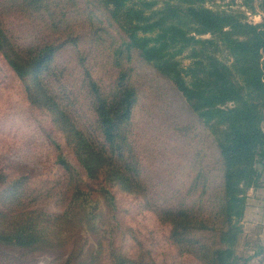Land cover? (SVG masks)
I'll list each match as a JSON object with an SVG mask.
<instances>
[{
  "label": "trees",
  "instance_id": "obj_1",
  "mask_svg": "<svg viewBox=\"0 0 264 264\" xmlns=\"http://www.w3.org/2000/svg\"><path fill=\"white\" fill-rule=\"evenodd\" d=\"M99 1L113 4L112 14L124 36L119 44L108 48V58L114 68L112 78L115 76L110 86L99 84L86 66V57H80L82 84L96 116L97 126L91 132L70 117L69 103L57 95L54 85L63 83L64 76L56 61L59 45L72 43L79 47L83 37L77 31L78 26L88 25L93 30L95 14L82 9L71 13L69 9L76 0H0L1 16L27 17L41 23L51 34L49 40H41L31 51L23 53L0 21V48L6 55H15L11 65L17 73L28 74L29 91L35 102L54 115L68 139L71 153L86 175L97 180L100 187H95L96 190L105 193L113 208V194L105 187L109 182L145 198L146 207L170 226L169 238L181 250L195 252L203 264H215V260L217 264H229L227 256L233 251L223 245L227 236H236L238 226L232 222L244 216L247 192L258 186L261 177L258 164L264 166V24H251L231 14L221 15L196 6L205 0L168 3L167 9L160 11L163 16L159 19H153L148 13L151 5L148 1H137L140 8H135L132 0ZM181 2L190 5L185 9ZM192 26L194 30L190 31ZM208 32L217 38L198 37ZM108 34V38L112 37ZM191 43H209L215 47L224 44L232 62L229 64L218 55H209L204 60L194 55L193 63L184 68L176 54ZM134 50L170 77L194 112L215 127L213 133L224 163L217 206L216 195L212 196L210 185L202 180L201 169L188 187L172 194L173 198L166 199V203L152 199V185L127 131L137 100L132 68L128 65ZM97 130L102 139H98ZM60 151L58 164L70 172L65 192L60 195L64 207L60 212L35 207L33 199L39 198L42 192L38 190L34 196L29 192L30 177L15 179L2 191L5 209H0V241L31 250L68 248L66 264H78L84 243L80 233L87 226L101 236L96 241L99 257L108 252L111 264H143L115 244L111 233L116 231L118 223L102 221L100 207L96 205L99 201L92 200L94 193L82 187L83 178L77 170H71L69 159ZM0 179L6 183L9 176L0 173ZM209 196L213 199H207ZM97 261L91 264H98Z\"/></svg>",
  "mask_w": 264,
  "mask_h": 264
},
{
  "label": "rangeland",
  "instance_id": "obj_2",
  "mask_svg": "<svg viewBox=\"0 0 264 264\" xmlns=\"http://www.w3.org/2000/svg\"><path fill=\"white\" fill-rule=\"evenodd\" d=\"M132 1L136 4L135 8H140L141 4L137 1L143 0ZM144 1L151 3V8L147 11L153 19L163 16L160 11H165L168 3L180 4L179 0ZM104 3L99 0H81L79 3L76 0L75 5L69 9L70 12L82 9L95 14L94 29L88 25H79L77 31H81L83 37L80 46L76 47L72 43L59 45L56 53V61L60 64L59 70L64 73L62 79L65 84L55 83L56 93L68 101L70 117L84 124L85 129L90 132L96 129V116L82 84L84 76L83 67L79 64L80 57H86V66L99 84L110 86L115 76L112 78L114 68L108 58V48L119 44L121 36H124L112 14L113 4ZM181 5L186 9L190 3L181 2ZM196 6L221 15L231 14L251 24H264V0H205ZM175 20L176 18L171 21ZM0 21L14 39L18 50L23 53L31 51L41 40L50 39L51 34L46 27L27 17L0 15ZM193 27L190 31L194 30ZM108 33L112 37L108 38ZM198 37L217 38L210 32L199 34ZM176 49L179 47L174 51ZM141 55L140 51L134 50L128 64L132 68L137 100L127 131L133 147L135 144L134 152L142 161L145 176L152 185V199L158 203H166V199L173 198L172 194L188 187L197 170L201 169L204 174L202 180L210 185L212 196L216 195L217 206L224 163L213 133L215 127L194 112L170 77L162 74L154 62ZM194 55L203 60L209 55H218L227 63L232 62L224 44L215 47L209 43H191L176 54V59L184 68H188L195 59ZM13 57L15 55H6L5 50L0 48V173L9 176L6 183H1L0 179V209H5L1 198L3 189L19 177H30L29 192L33 196L38 190L42 192L39 198L33 199L35 207L60 212L65 205L60 195L65 192L64 187L68 185L70 176L67 167L65 169L58 164L62 149V154L71 163V170H77L83 178L82 187L94 193L92 200L99 201L96 205L100 207L102 221L118 223L116 231L111 234L123 253L137 258L143 264H203L195 256V252L191 254L181 250L169 238L170 226L160 221L156 213L146 207L145 198L124 191L120 184L109 182L105 187L113 194V208L114 205L107 200L105 193L96 190L95 187H100L97 180H91L86 175L77 157L71 153L66 142L68 139L60 130V124L54 119V115L52 117L51 113L35 102L29 91L31 79L28 74L15 71L10 62ZM72 102H75V107ZM97 134L98 139H102L98 130ZM261 167L262 164L259 163L258 168ZM71 173L74 174V171ZM212 196L207 199H213ZM259 223V220H255L251 226L245 216L233 220L232 224L238 226L237 234L233 238L227 236L223 245L233 251L231 256H227L229 264H264V229ZM80 235L81 242L84 243L78 264H91L97 259L98 264H111L108 252L99 257L96 241L101 237L100 234L93 233L84 226ZM69 251L68 248L31 250L17 244L9 245L1 240L0 264H66Z\"/></svg>",
  "mask_w": 264,
  "mask_h": 264
},
{
  "label": "crops",
  "instance_id": "obj_3",
  "mask_svg": "<svg viewBox=\"0 0 264 264\" xmlns=\"http://www.w3.org/2000/svg\"><path fill=\"white\" fill-rule=\"evenodd\" d=\"M264 128V121L262 124ZM261 177L256 187H251L247 192V203L245 208V220L249 225L253 221L259 220V226L264 229V166L260 168ZM249 221V222H248ZM264 237V232L262 234Z\"/></svg>",
  "mask_w": 264,
  "mask_h": 264
}]
</instances>
